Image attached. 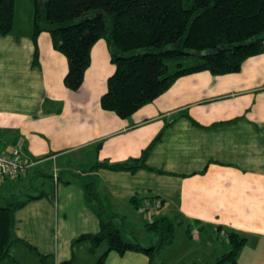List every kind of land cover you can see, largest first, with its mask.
I'll use <instances>...</instances> for the list:
<instances>
[{
  "label": "crops",
  "instance_id": "0c3cea01",
  "mask_svg": "<svg viewBox=\"0 0 264 264\" xmlns=\"http://www.w3.org/2000/svg\"><path fill=\"white\" fill-rule=\"evenodd\" d=\"M31 33L29 15L0 36V152L18 149L31 163L25 177L0 188L32 190L31 179L45 178L50 185L14 213V236L35 251L15 244L1 264H41L37 253L55 264L71 257L73 264H95L105 253L107 264H148L140 252H109L106 241L93 253L89 241L71 243L97 233L103 219L125 240L140 243L136 234L144 233L148 247L153 240L143 226L163 217L176 228L155 264H213L229 249L226 231L246 238L236 264H264V53L246 59L237 73L179 77L121 119L100 107L114 72L105 40L92 46L73 92L63 83L67 59L46 32L37 36L33 63ZM158 134L146 168H93L140 158ZM154 200L160 209L147 213L143 204Z\"/></svg>",
  "mask_w": 264,
  "mask_h": 264
},
{
  "label": "trees",
  "instance_id": "16d2710c",
  "mask_svg": "<svg viewBox=\"0 0 264 264\" xmlns=\"http://www.w3.org/2000/svg\"><path fill=\"white\" fill-rule=\"evenodd\" d=\"M16 1L0 0V36L9 35L15 28ZM31 2L33 63H38L37 36L46 32L53 49L67 59L68 71L63 83L76 92L89 67L92 46L100 39L105 40L114 72L107 79L100 107L121 119H128L154 101L179 77L202 71L213 76L237 73L246 59L264 53V0ZM160 136L158 134L136 160L97 163L93 168L132 172L146 168V155ZM92 190L90 184L85 185L87 199L94 197ZM41 197V194H24V199L8 200L0 206V264L15 244L35 251L14 236V213ZM175 228L176 224L165 217L144 224L143 231L153 240L150 246L144 247L136 240H125L121 229L111 221L100 219L97 233L81 235L71 245L89 241L93 253L106 241L109 252L119 255L140 252L149 258L148 264H155L159 251L172 243ZM225 233L229 249L213 264H236L246 243V238L235 231ZM37 255L41 264H55L50 256ZM73 262L71 257L58 264ZM95 264H107L106 253Z\"/></svg>",
  "mask_w": 264,
  "mask_h": 264
},
{
  "label": "rangeland",
  "instance_id": "374dc122",
  "mask_svg": "<svg viewBox=\"0 0 264 264\" xmlns=\"http://www.w3.org/2000/svg\"><path fill=\"white\" fill-rule=\"evenodd\" d=\"M31 9H32L31 0H17L16 1V10H15L16 21L25 22L26 19L29 17V15H31V14H29V12L31 13ZM187 63H192V61H188ZM30 181H31V186L33 187L32 190H27L25 188V186H23L22 184L19 185L17 190L16 189L9 190V189L5 188L4 186L2 188H0V206H4L5 202L8 200L24 199V193L29 194V195H31V194L36 195V194H39L42 192H47L48 186L50 185V179L49 178H47V179L45 178L44 181H42V182L39 181L43 184L38 183L35 179H31ZM10 191H11V193H9ZM125 230L127 231V229H125ZM137 235L138 234H136V237H138V239H140L141 245L147 246L148 245L146 242L147 239H146L144 233H142V235H140V234L138 236ZM226 250L228 251L227 247H226ZM180 263H177V264H180Z\"/></svg>",
  "mask_w": 264,
  "mask_h": 264
},
{
  "label": "built area",
  "instance_id": "2783aa9c",
  "mask_svg": "<svg viewBox=\"0 0 264 264\" xmlns=\"http://www.w3.org/2000/svg\"><path fill=\"white\" fill-rule=\"evenodd\" d=\"M31 163L21 156L18 149L9 153L0 152V185L7 179H14L25 176ZM144 209L147 213H153L160 209L161 203L158 200L145 202Z\"/></svg>",
  "mask_w": 264,
  "mask_h": 264
}]
</instances>
